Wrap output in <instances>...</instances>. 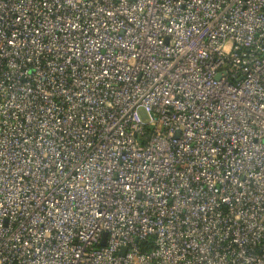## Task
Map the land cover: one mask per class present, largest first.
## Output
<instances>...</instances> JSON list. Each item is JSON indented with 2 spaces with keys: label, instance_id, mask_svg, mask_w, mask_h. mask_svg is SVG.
<instances>
[{
  "label": "built area",
  "instance_id": "1",
  "mask_svg": "<svg viewBox=\"0 0 264 264\" xmlns=\"http://www.w3.org/2000/svg\"><path fill=\"white\" fill-rule=\"evenodd\" d=\"M0 264H264V0H0Z\"/></svg>",
  "mask_w": 264,
  "mask_h": 264
},
{
  "label": "water",
  "instance_id": "2",
  "mask_svg": "<svg viewBox=\"0 0 264 264\" xmlns=\"http://www.w3.org/2000/svg\"><path fill=\"white\" fill-rule=\"evenodd\" d=\"M220 75H218V77H219Z\"/></svg>",
  "mask_w": 264,
  "mask_h": 264
}]
</instances>
